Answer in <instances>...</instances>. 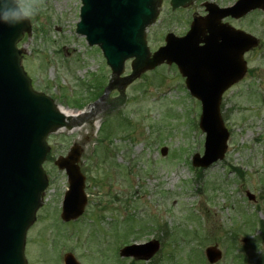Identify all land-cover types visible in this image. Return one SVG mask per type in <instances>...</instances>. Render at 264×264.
<instances>
[{"label": "rangeland", "instance_id": "obj_1", "mask_svg": "<svg viewBox=\"0 0 264 264\" xmlns=\"http://www.w3.org/2000/svg\"><path fill=\"white\" fill-rule=\"evenodd\" d=\"M35 2L30 33L17 44L34 90L73 116L93 115L75 119L78 127L47 138L50 151L43 167L49 185L27 232L28 264H62L60 255L66 252L80 264H127L118 255L120 246L151 238L163 242V249L142 264H207L203 251L214 244L223 255L216 264H263L264 12L243 24L260 47L245 55L248 70L221 104L229 132L225 158L196 184L189 158L202 152L204 134L197 127L201 108L186 95L177 70L160 66L123 95L113 91L105 101L85 106L91 86L107 83L111 73L101 52L75 33L80 0ZM159 33L156 24L150 48H156ZM73 143L83 149L80 168L88 203L81 219L63 223L58 211L68 185L53 163ZM161 147L168 148L165 157ZM246 192L255 201H248ZM159 226H166V235ZM233 233L236 243L230 245Z\"/></svg>", "mask_w": 264, "mask_h": 264}, {"label": "water", "instance_id": "obj_2", "mask_svg": "<svg viewBox=\"0 0 264 264\" xmlns=\"http://www.w3.org/2000/svg\"><path fill=\"white\" fill-rule=\"evenodd\" d=\"M81 1L83 6L77 33L84 35L89 45H99L117 76L129 58H135L133 76L164 59L169 63H180L181 72L186 76L200 71L207 75L200 79L202 84L192 77L187 79L191 91L199 89L198 95L203 101L200 128L207 135L204 156L196 155L193 165L207 167L222 159L228 134L219 115L221 92L242 77L244 65L240 61L241 55L255 43L246 39L244 46L229 57L238 64L236 68L234 63H228L229 60L220 59H212L198 67L199 60L215 56L208 46L206 51L195 46L196 52L188 49L185 58L193 55L195 58L186 65L181 62L175 44L160 49L149 60L143 31L154 21L160 0ZM243 1L245 12L260 6L258 1ZM3 3L11 4V0H3ZM27 30V21L16 26L0 23V264H25L24 234L34 220L35 210L40 206V193L46 187L40 167L47 149L44 140L48 133L63 126V116L56 106L44 95L31 91L30 81L20 66V52L15 44ZM211 73L216 75L215 79H210ZM219 84L224 85L221 87ZM161 153L164 155L166 149ZM78 158L77 151L57 162L61 169H66L70 183L62 210L65 221L80 216L86 203L84 179L76 166ZM155 249L133 246L126 248L124 255L143 258L146 254L148 258ZM207 256L211 263L219 258L214 249H208ZM64 263L78 264L70 255L65 257Z\"/></svg>", "mask_w": 264, "mask_h": 264}, {"label": "flooded vegetation", "instance_id": "obj_3", "mask_svg": "<svg viewBox=\"0 0 264 264\" xmlns=\"http://www.w3.org/2000/svg\"><path fill=\"white\" fill-rule=\"evenodd\" d=\"M199 5V7H198ZM163 12H161V15H163V24L165 27H167L168 25H172L171 27L172 29V33L177 36V37H182L184 36V33L186 31V29H188V25H190V21H192V19L197 18V17H201L204 15V9L201 8V4L199 2V0H196V2L189 7L188 9H183L180 10L184 13H187L184 15L179 14L176 15V12L172 11L170 8V3L169 0H164L163 1V7H162ZM165 10V12H164ZM176 15V18L173 16ZM183 22V25H181L180 27V31H179V26L180 23ZM224 23L232 26L235 29H242L243 28V24H244V20L239 19V20H232V19H226L224 20ZM169 33L168 30H166L165 32H162L160 34L161 36V46L164 45V41L166 39V35Z\"/></svg>", "mask_w": 264, "mask_h": 264}, {"label": "clouds", "instance_id": "obj_4", "mask_svg": "<svg viewBox=\"0 0 264 264\" xmlns=\"http://www.w3.org/2000/svg\"><path fill=\"white\" fill-rule=\"evenodd\" d=\"M37 12L35 0H11V4L0 0V23L16 26L29 20Z\"/></svg>", "mask_w": 264, "mask_h": 264}, {"label": "bare ground", "instance_id": "obj_5", "mask_svg": "<svg viewBox=\"0 0 264 264\" xmlns=\"http://www.w3.org/2000/svg\"><path fill=\"white\" fill-rule=\"evenodd\" d=\"M62 113L64 114L63 116L67 119V120H69V114H70V112H64V111H62ZM84 118H86V116L84 117Z\"/></svg>", "mask_w": 264, "mask_h": 264}]
</instances>
